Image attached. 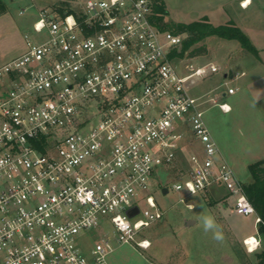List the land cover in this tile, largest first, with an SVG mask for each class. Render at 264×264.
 Here are the masks:
<instances>
[{
	"label": "built area",
	"instance_id": "2783aa9c",
	"mask_svg": "<svg viewBox=\"0 0 264 264\" xmlns=\"http://www.w3.org/2000/svg\"><path fill=\"white\" fill-rule=\"evenodd\" d=\"M154 2L42 10L37 37L26 35V50L0 66V264H109L110 234L149 248L137 237L163 216L153 181L194 140L203 153L190 149L188 175L174 189L223 187L234 213L264 224L191 92L195 77L220 67H180L183 39L159 27ZM133 206L139 211L129 217ZM248 242L249 252L260 245L256 236Z\"/></svg>",
	"mask_w": 264,
	"mask_h": 264
},
{
	"label": "rangeland",
	"instance_id": "374dc122",
	"mask_svg": "<svg viewBox=\"0 0 264 264\" xmlns=\"http://www.w3.org/2000/svg\"><path fill=\"white\" fill-rule=\"evenodd\" d=\"M2 1L9 6L10 15L19 28L14 30L0 20V57L4 52L18 49L26 33L31 38L37 37L27 22L30 18H37L33 1ZM158 1L164 4L167 12L161 14L164 28L179 34L183 43L188 34L180 31L177 24L200 20L206 15L214 25L233 19L259 49L262 61L242 50L237 40L213 35L192 43L184 51L182 43L177 61L182 68L185 64L198 67L208 63L220 67L216 73L195 77L190 82L191 92L201 97L204 120L220 154L241 180L251 183L253 179L248 166L257 161L264 162V0H251L246 8L241 7L243 0ZM82 2L63 0L49 8L60 14L78 13ZM20 10H23L22 14ZM183 71L188 72L187 69ZM238 72L242 75L236 78ZM227 87L238 89L234 94L223 97L221 93ZM218 102H227L231 110H222ZM187 138L192 140L189 134ZM190 149L203 153L202 144L194 140L193 145H186V155L183 153L175 163L163 166L153 181L151 192L163 216L142 229L137 237L149 239V248L119 242L106 227L113 245L108 256L109 264H252L257 261V253L264 250V234L259 231L260 225L255 224L254 215H239L230 209L226 201L231 199H227L223 187L195 194L174 189L173 185L188 175L186 156ZM163 189L167 192L163 193ZM187 204L193 207L189 208ZM139 205L143 208L145 203L141 201ZM205 218L214 221L213 229L205 231ZM187 220H194V223L188 225ZM216 234L221 237L219 240L214 238ZM248 236H256L260 241L252 252L244 244Z\"/></svg>",
	"mask_w": 264,
	"mask_h": 264
},
{
	"label": "trees",
	"instance_id": "16d2710c",
	"mask_svg": "<svg viewBox=\"0 0 264 264\" xmlns=\"http://www.w3.org/2000/svg\"><path fill=\"white\" fill-rule=\"evenodd\" d=\"M0 8L3 9L1 1ZM154 12V20L161 29H165L162 21V15L167 13L164 4L158 0L155 1ZM177 27L180 29V31L186 32L188 34V39H186L184 43L182 41V51L187 49L194 42H197L208 36L217 35L222 38L237 40L243 50L254 55L257 54V49L252 44L249 37L233 21L214 25L205 16L200 20H195L189 23H178ZM248 168L253 180L251 183L245 184V193L248 199L254 205L257 213L264 221V162H254L250 164ZM259 231L264 234V224L260 225ZM252 264H264V250L257 253V261Z\"/></svg>",
	"mask_w": 264,
	"mask_h": 264
},
{
	"label": "crops",
	"instance_id": "0c3cea01",
	"mask_svg": "<svg viewBox=\"0 0 264 264\" xmlns=\"http://www.w3.org/2000/svg\"><path fill=\"white\" fill-rule=\"evenodd\" d=\"M1 1V4L3 5V9L0 8V20L2 24H5V25H9L8 27H12L14 30L17 29V27L19 28V26L17 25V23L14 21L13 17L10 15V8L7 4H5L2 0ZM33 1V4L36 6L37 8V18L36 19H33V18H30L29 20H27L29 26L32 25V27L34 26V23L35 21L38 19L39 17V12L42 11V10H51L49 7H51V5L53 4H57L59 3L60 1H63V0H52V1H46V0H32ZM244 1V0H243ZM252 2V1H251ZM243 3V2H242ZM251 4V3H250ZM242 8H246L244 7L243 5L241 6ZM248 7V6H247ZM20 14L23 13V10H20L19 12ZM206 16V15H205ZM207 17V16H206ZM3 18V19H1ZM208 19H210L209 17H207ZM228 21V20H227ZM229 21H233L235 24L236 22L233 20V19H229ZM237 25V24H236ZM34 30V29H33ZM26 35H29L28 33H26L24 35V41L22 40V43L20 45V47L18 49H16L15 51L13 52H4L2 53L1 57H0V66L3 65L4 63L10 61L11 59L17 57L18 55L22 54L25 50H26V42H25V36ZM30 36V35H29ZM31 37V36H30ZM256 48V47H255ZM257 49V48H256ZM243 50V49H242ZM256 56L258 57V59L260 61H262V58L259 54V49H257V54ZM240 73V72H238ZM241 76H238L236 78H239ZM238 89V87L236 88V90ZM236 92V91H235ZM223 97H225L226 95H224V92L221 93ZM181 264V263H179Z\"/></svg>",
	"mask_w": 264,
	"mask_h": 264
},
{
	"label": "clouds",
	"instance_id": "9594fccd",
	"mask_svg": "<svg viewBox=\"0 0 264 264\" xmlns=\"http://www.w3.org/2000/svg\"><path fill=\"white\" fill-rule=\"evenodd\" d=\"M214 227H215L214 221L211 218H205L204 220L205 231H208L209 229H213ZM214 238L219 240L221 237L219 236V234H216Z\"/></svg>",
	"mask_w": 264,
	"mask_h": 264
},
{
	"label": "water",
	"instance_id": "95a60500",
	"mask_svg": "<svg viewBox=\"0 0 264 264\" xmlns=\"http://www.w3.org/2000/svg\"><path fill=\"white\" fill-rule=\"evenodd\" d=\"M167 192V189H163V193H166ZM139 211L138 207L137 206H133L131 208H129L127 210V214L129 217H132L133 215H135L137 212ZM194 223V220H187V224L188 225H191Z\"/></svg>",
	"mask_w": 264,
	"mask_h": 264
},
{
	"label": "bare ground",
	"instance_id": "6f19581e",
	"mask_svg": "<svg viewBox=\"0 0 264 264\" xmlns=\"http://www.w3.org/2000/svg\"><path fill=\"white\" fill-rule=\"evenodd\" d=\"M250 3H251V0H244L242 5L244 7H247ZM247 238L249 239L248 243H250V241L254 242V236H248ZM251 247H252V245H251Z\"/></svg>",
	"mask_w": 264,
	"mask_h": 264
}]
</instances>
